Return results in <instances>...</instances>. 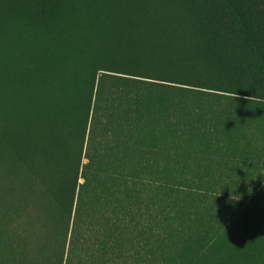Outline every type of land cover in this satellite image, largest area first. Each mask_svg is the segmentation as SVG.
I'll list each match as a JSON object with an SVG mask.
<instances>
[{"label": "trees", "instance_id": "16d2710c", "mask_svg": "<svg viewBox=\"0 0 264 264\" xmlns=\"http://www.w3.org/2000/svg\"><path fill=\"white\" fill-rule=\"evenodd\" d=\"M0 264H264V0H0Z\"/></svg>", "mask_w": 264, "mask_h": 264}]
</instances>
